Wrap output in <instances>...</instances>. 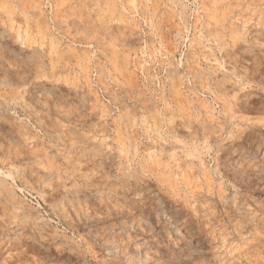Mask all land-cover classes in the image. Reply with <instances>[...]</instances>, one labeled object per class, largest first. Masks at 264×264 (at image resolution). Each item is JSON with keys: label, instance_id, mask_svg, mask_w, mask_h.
I'll list each match as a JSON object with an SVG mask.
<instances>
[{"label": "rangeland", "instance_id": "1", "mask_svg": "<svg viewBox=\"0 0 264 264\" xmlns=\"http://www.w3.org/2000/svg\"><path fill=\"white\" fill-rule=\"evenodd\" d=\"M0 264H264V0H0Z\"/></svg>", "mask_w": 264, "mask_h": 264}, {"label": "bare ground", "instance_id": "2", "mask_svg": "<svg viewBox=\"0 0 264 264\" xmlns=\"http://www.w3.org/2000/svg\"><path fill=\"white\" fill-rule=\"evenodd\" d=\"M155 151L149 153L150 156H153ZM175 236L181 237L183 241H186L185 235L180 230H175Z\"/></svg>", "mask_w": 264, "mask_h": 264}]
</instances>
